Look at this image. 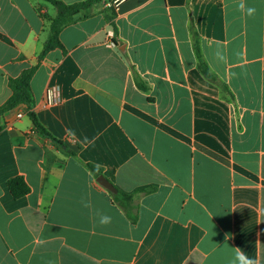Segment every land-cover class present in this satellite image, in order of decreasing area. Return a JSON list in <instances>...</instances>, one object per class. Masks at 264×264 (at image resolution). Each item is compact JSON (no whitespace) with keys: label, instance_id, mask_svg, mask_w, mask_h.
<instances>
[{"label":"crops","instance_id":"0c3cea01","mask_svg":"<svg viewBox=\"0 0 264 264\" xmlns=\"http://www.w3.org/2000/svg\"><path fill=\"white\" fill-rule=\"evenodd\" d=\"M40 11L58 13L0 0V108L43 50ZM60 39L31 86L64 146L25 105L0 118V264H233L237 248L264 264V0H101Z\"/></svg>","mask_w":264,"mask_h":264},{"label":"trees","instance_id":"16d2710c","mask_svg":"<svg viewBox=\"0 0 264 264\" xmlns=\"http://www.w3.org/2000/svg\"><path fill=\"white\" fill-rule=\"evenodd\" d=\"M50 3L51 5L57 8V15L54 18H50L47 15L40 14L46 19L48 23V37L44 43L43 50L39 55L38 62L30 67L29 69L24 70L20 76L17 78H11L9 80V87L12 91L10 99L0 108V118L5 113L15 109L20 105L27 106L28 116L32 119L35 131L40 135L51 138L57 144L64 146V144L53 138L49 132L43 127L36 115V102L34 93L32 90V79L36 74L38 68L40 67L41 62L46 58V56L55 49H64L63 44L60 39L62 31L75 24L78 21V16L89 10L94 4L100 2L101 0H86L84 2L76 3L73 5H67L61 0H40ZM195 39V50L197 52L199 60V68L205 77L213 83L221 84L219 78L212 73L207 63L204 61V58L201 54L198 36L194 33ZM88 167L95 173L97 177L101 176L102 171L100 168L95 165L89 164ZM8 187L15 198H20L30 193V187L26 183L23 177H17L8 182ZM138 193L149 194L150 190H139ZM114 202L119 205L128 217L136 222L137 216L134 214V196L126 194L122 191H118L117 194L111 193Z\"/></svg>","mask_w":264,"mask_h":264},{"label":"clouds","instance_id":"9594fccd","mask_svg":"<svg viewBox=\"0 0 264 264\" xmlns=\"http://www.w3.org/2000/svg\"><path fill=\"white\" fill-rule=\"evenodd\" d=\"M241 8L244 7L243 4L240 5ZM248 14L252 15L255 13V8H248ZM102 223H106L108 222V218H104L102 221ZM227 235H226V239H227ZM233 264H258V262L256 260L250 259L248 258L244 253H242L241 251H239V249H236L235 252V258H234V262Z\"/></svg>","mask_w":264,"mask_h":264},{"label":"water","instance_id":"95a60500","mask_svg":"<svg viewBox=\"0 0 264 264\" xmlns=\"http://www.w3.org/2000/svg\"><path fill=\"white\" fill-rule=\"evenodd\" d=\"M98 183L103 186L105 189H107L110 193L117 194L118 190L117 188L110 182L106 177L103 175L99 176L97 179Z\"/></svg>","mask_w":264,"mask_h":264},{"label":"built area","instance_id":"2783aa9c","mask_svg":"<svg viewBox=\"0 0 264 264\" xmlns=\"http://www.w3.org/2000/svg\"><path fill=\"white\" fill-rule=\"evenodd\" d=\"M55 97H56L55 96V91L54 90H50L48 92V103H50V104L55 103L56 102V98ZM18 117L21 118L22 117V114H19Z\"/></svg>","mask_w":264,"mask_h":264}]
</instances>
